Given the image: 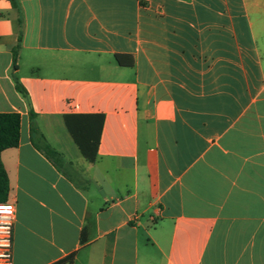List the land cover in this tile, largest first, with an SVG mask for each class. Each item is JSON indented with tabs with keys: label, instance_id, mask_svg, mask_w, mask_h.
<instances>
[{
	"label": "crops",
	"instance_id": "crops-1",
	"mask_svg": "<svg viewBox=\"0 0 264 264\" xmlns=\"http://www.w3.org/2000/svg\"><path fill=\"white\" fill-rule=\"evenodd\" d=\"M18 3L13 264H264V0ZM65 115L102 116L93 161Z\"/></svg>",
	"mask_w": 264,
	"mask_h": 264
},
{
	"label": "trees",
	"instance_id": "trees-1",
	"mask_svg": "<svg viewBox=\"0 0 264 264\" xmlns=\"http://www.w3.org/2000/svg\"><path fill=\"white\" fill-rule=\"evenodd\" d=\"M12 7L19 10L18 0H9ZM21 23V20H18ZM20 34L18 36V43L12 49L13 70L17 68V52L19 48ZM118 63H122L120 57H116ZM13 81L15 89L22 95L26 96V91L19 84L17 77L13 74ZM30 120H33L34 114L29 112ZM64 121L66 127L71 134L74 142L78 146L83 157L89 161L95 158V150L99 140V132L102 123L101 115H65ZM20 130V114L17 112L0 113V153L6 148L15 147L19 141ZM32 134H36V129L31 122ZM46 151L53 153L52 150L46 146ZM8 197V178L6 171L0 159V202L7 201ZM71 262V257L69 258Z\"/></svg>",
	"mask_w": 264,
	"mask_h": 264
},
{
	"label": "built area",
	"instance_id": "built-area-1",
	"mask_svg": "<svg viewBox=\"0 0 264 264\" xmlns=\"http://www.w3.org/2000/svg\"><path fill=\"white\" fill-rule=\"evenodd\" d=\"M15 219L14 204L0 202V264H13L12 228Z\"/></svg>",
	"mask_w": 264,
	"mask_h": 264
}]
</instances>
